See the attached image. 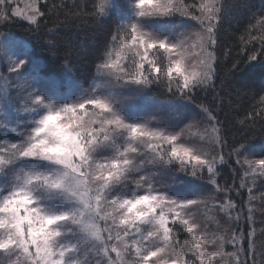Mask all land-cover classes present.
Instances as JSON below:
<instances>
[{
  "label": "snow or ice",
  "instance_id": "1",
  "mask_svg": "<svg viewBox=\"0 0 264 264\" xmlns=\"http://www.w3.org/2000/svg\"><path fill=\"white\" fill-rule=\"evenodd\" d=\"M257 188L264 7L0 0V264H264Z\"/></svg>",
  "mask_w": 264,
  "mask_h": 264
},
{
  "label": "trees",
  "instance_id": "2",
  "mask_svg": "<svg viewBox=\"0 0 264 264\" xmlns=\"http://www.w3.org/2000/svg\"><path fill=\"white\" fill-rule=\"evenodd\" d=\"M232 2H234L235 4L251 5L254 7V10L264 7V0H232ZM244 19L245 17L241 15L239 11L233 10V12L229 14L228 19L224 22L225 36L228 40H233V37L227 35L228 32H235L237 27L242 26ZM9 30L14 34H20L23 31V28L20 25H14ZM63 34L65 43L76 44L83 39H87L90 47L91 45L98 44L103 40L102 36L99 38V40L92 38V36H95V34H92V36H90L86 30L77 31L75 29L69 30L68 28H66L63 29ZM75 74L81 77V83H83L85 87H87L91 82V74L89 72H77Z\"/></svg>",
  "mask_w": 264,
  "mask_h": 264
},
{
  "label": "rangeland",
  "instance_id": "3",
  "mask_svg": "<svg viewBox=\"0 0 264 264\" xmlns=\"http://www.w3.org/2000/svg\"><path fill=\"white\" fill-rule=\"evenodd\" d=\"M257 189H259V188H257ZM262 191H264V189H259V190H255V195H257V197H258V200H257V206L259 207V203H260V194H261V192ZM257 192V193H256ZM260 219H261V216H260V214L259 213H257L256 214V221H257V223H256V228H257V232H258V238H259V230H260V228L261 227H264V225H261L260 224Z\"/></svg>",
  "mask_w": 264,
  "mask_h": 264
}]
</instances>
